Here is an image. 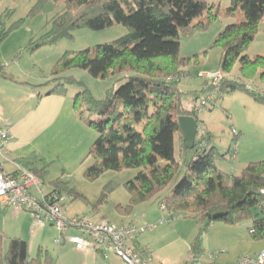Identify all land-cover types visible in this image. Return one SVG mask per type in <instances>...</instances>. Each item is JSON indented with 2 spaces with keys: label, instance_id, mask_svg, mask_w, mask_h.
Returning <instances> with one entry per match:
<instances>
[{
  "label": "trees",
  "instance_id": "trees-1",
  "mask_svg": "<svg viewBox=\"0 0 264 264\" xmlns=\"http://www.w3.org/2000/svg\"><path fill=\"white\" fill-rule=\"evenodd\" d=\"M46 1L49 0H35L30 12ZM63 3V8L48 21L46 30L38 37H30L26 46L29 51L72 38L73 32L80 28L101 30L113 25L127 28L126 33L112 41L63 52L53 63L45 82L51 84L46 94L64 96L68 84L82 86L69 74L73 68L86 70L95 78L113 75L117 76L116 81H121L117 87L107 89L103 98H95L83 86L73 96V108L95 132L85 156L91 158V163L84 169V176L94 180L106 170L134 168L136 174L124 183L129 200L125 206L117 205L121 215H127L141 202L153 200L164 206L168 218L184 212L197 219L202 228L189 243L185 262L202 256V234L217 220L233 225L250 219L248 231L253 229L250 234L264 237L261 206L264 159L248 162L238 175H233L220 169L216 162L234 152L236 137L223 153L210 145L207 131L196 135L192 148L185 147L178 117L193 115L200 125L198 109L185 107L183 96L190 93L197 98L198 95L197 91H182L174 80V75L186 73L190 62V57L179 54L181 39L205 30L212 21L226 16L235 20L224 25L213 41V46H219L222 51L219 69L229 73L238 62L242 75L252 76L259 71L264 81V56L246 53L264 21V0H230L225 8L207 0H63ZM10 10L6 8L0 13V42L20 23L18 20L7 29L4 27L3 19ZM0 77H8L4 64H0ZM239 81L225 77L218 89L227 93L245 91L264 106V94ZM210 87L205 85L202 90ZM175 134L178 157L174 154ZM182 167L184 173L180 175ZM29 168L45 183L43 168ZM179 175L169 193L162 195ZM48 185L58 196L72 200L82 197L63 176L50 180ZM101 198L107 199L106 191ZM217 213L224 214L213 219ZM27 247L24 239L9 237L3 254L5 263L39 264L40 250L36 257H29Z\"/></svg>",
  "mask_w": 264,
  "mask_h": 264
},
{
  "label": "rangeland",
  "instance_id": "rangeland-1",
  "mask_svg": "<svg viewBox=\"0 0 264 264\" xmlns=\"http://www.w3.org/2000/svg\"><path fill=\"white\" fill-rule=\"evenodd\" d=\"M207 1H213L223 7L230 4V0ZM34 3L35 0L10 1L11 10L10 14L3 19L4 27L7 29L18 20L20 23L12 28L0 42V64L6 65V71L9 74L19 75L20 79L25 81L24 83L29 84L34 93H45L50 88L51 84L45 82L49 78L53 63L63 52L81 50L109 42L127 32V28L123 25H113L101 30L80 28L73 32L72 38H63L52 46H43L31 52L26 48L30 37H38L44 32L48 27V21L64 6L63 0H49L31 13ZM231 20L221 16L212 21L205 30L181 39L179 54L190 57V62L185 68L188 72L174 75V80L179 82L184 92L197 91V98L190 93L183 96L185 107L198 109L200 130L198 132L197 128V134H200V131L203 133L207 131L211 136L210 145L222 153L227 151L236 137V142L232 146L234 152L232 151L231 155L224 159L217 160L216 165L230 174L238 175L248 162L264 159V106L245 91L223 92L218 89V84L225 77H229L244 82L246 87L264 93V81L259 77V71L252 76L242 75L238 62L229 73L219 69L222 51L219 46H213V41L220 29ZM252 44L254 43L249 44V50ZM212 71H218L221 77L216 79L209 76L208 73ZM69 74L80 81L82 86L98 99L104 97L107 89L117 87L121 82L116 81L117 76L95 78L86 70L79 68L71 69ZM205 85H211V87L202 90ZM82 86L75 83L67 85L66 96L71 98L70 105L77 116L79 128L70 122L68 135L70 140L62 148L56 149L59 156L50 157V153L55 150H47L42 144V152H39L36 146L28 145V143L22 146L20 153L13 156L25 157L22 161L25 165H27L25 161L28 160L35 168H43V179L47 190L50 189L48 185L50 180L63 176L69 181L70 186L81 194L82 197L73 200L67 198L65 203L67 216L84 215L90 220L104 216L105 220L116 223L115 218L120 214L117 205L120 203L125 206L129 200L124 183L132 178L137 170L134 168L106 170L94 180H88L84 176V169L91 163V158H85V156L95 138V132L86 125L73 108V96ZM174 154L176 157L179 155L176 134ZM186 157L189 159V155ZM4 168L8 172L13 170L12 165L8 163L4 164ZM183 173L184 167L180 175ZM180 175L171 181L162 191V195L169 193ZM105 191L107 199L102 201L101 196ZM14 210L12 207H0V264H6L3 254L7 249L8 238L12 236L20 237L27 242L29 257H36L40 250L39 264L114 263L110 258L99 257V260H95L92 256L84 255L82 250L76 249L73 244V247L71 246L67 239L70 234L63 241L59 231L49 221H46L45 225L37 224L34 229H31L30 222L27 223ZM126 216L125 224L129 222L139 228H145L137 236V241L142 247L146 245L149 247L150 264H184L188 256V245L202 228V224L197 219L189 217L184 212H178L175 216L168 218L167 212L161 210L153 200L135 205ZM250 225V219L233 225L218 220L211 223L201 237L204 261L214 264H232L240 255H252L264 249V237L255 238L251 235L248 231ZM69 230H72L73 234L77 233L73 229Z\"/></svg>",
  "mask_w": 264,
  "mask_h": 264
},
{
  "label": "built area",
  "instance_id": "built-area-1",
  "mask_svg": "<svg viewBox=\"0 0 264 264\" xmlns=\"http://www.w3.org/2000/svg\"><path fill=\"white\" fill-rule=\"evenodd\" d=\"M219 79L218 71L208 73ZM200 127L198 126V132ZM203 132L200 131V134ZM11 139L8 130L0 126V207H12L31 214L34 225H44L46 221L59 231L60 235L68 229L76 230L67 239L78 250L94 249L103 258L110 254L116 256L124 264H150L151 256L148 247H137L136 237L145 230L135 224H116L102 220L94 222L85 216H67L65 203L67 196H58L29 167L21 161L11 159L6 150ZM12 165L8 172L4 164ZM264 193V190H262ZM264 210V202L261 204ZM164 210V206H159ZM253 229L249 230L252 233ZM184 264H213L203 261L202 256L191 258ZM234 264H264V249L252 255L244 254L237 257Z\"/></svg>",
  "mask_w": 264,
  "mask_h": 264
},
{
  "label": "crops",
  "instance_id": "crops-1",
  "mask_svg": "<svg viewBox=\"0 0 264 264\" xmlns=\"http://www.w3.org/2000/svg\"><path fill=\"white\" fill-rule=\"evenodd\" d=\"M10 1L0 0V12H3L6 8H10ZM221 7L225 8L223 6ZM228 18L232 19L230 22L235 20L234 17ZM251 43L254 44L251 45L252 48L250 50L247 47L248 50L246 49V53L249 55L259 54L264 56V21L259 24L258 33ZM20 78L21 77L19 75H12L9 73L6 78L0 77V126L8 130L11 135V139L6 150L7 156L15 160L25 158L23 156L17 158L16 156L14 157L13 154L20 153L22 146L28 143V145L33 144L36 146L39 152H42V145L47 150H55V152L50 153L49 156L54 157V155H56L55 157H57L59 155L58 152H56V149H60V147L62 148L64 144L69 143L70 138L68 135L70 134V122H73V125L78 126V122L76 120L77 116L70 105L71 98L66 95L61 96L56 94H46V92L34 93V90L29 87V84L24 83L25 81ZM25 166L31 168L34 167L31 164H27ZM14 211L16 214L21 215L27 223L30 222L31 229L36 227V225L33 226L31 215H29L26 211ZM76 215L84 216L78 214L72 216ZM126 217V215L119 214L115 218L117 220L116 224H124V218ZM102 220H105L104 216H101V218L96 220L92 219L94 222ZM106 221L110 220L106 219ZM71 231L72 230L68 229L64 232V234H62L63 241H65L68 234H73ZM31 235L29 234V237ZM139 244L140 242L137 241L136 237L135 245L142 248ZM144 247L148 246L146 245ZM83 252L85 253L84 255L88 257H94L95 260H99V257H102L97 251L93 252L88 249L83 250ZM108 258H110L111 261H114L115 264H124L119 258L112 254H110ZM202 259L204 261L203 257ZM235 261L236 260H234L232 264H234ZM206 262L213 263L210 261Z\"/></svg>",
  "mask_w": 264,
  "mask_h": 264
},
{
  "label": "water",
  "instance_id": "water-1",
  "mask_svg": "<svg viewBox=\"0 0 264 264\" xmlns=\"http://www.w3.org/2000/svg\"><path fill=\"white\" fill-rule=\"evenodd\" d=\"M178 126L184 141V145L187 148H192L196 135L198 124L195 116L193 115H181L178 117ZM224 213H217L213 215V219L222 216Z\"/></svg>",
  "mask_w": 264,
  "mask_h": 264
}]
</instances>
